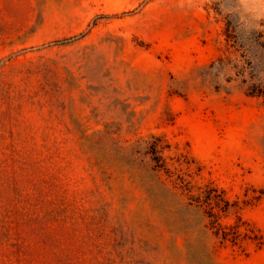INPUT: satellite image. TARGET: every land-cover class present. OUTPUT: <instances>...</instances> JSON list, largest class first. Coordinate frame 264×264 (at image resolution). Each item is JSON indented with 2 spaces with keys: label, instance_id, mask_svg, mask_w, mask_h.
I'll return each mask as SVG.
<instances>
[{
  "label": "rangeland",
  "instance_id": "1",
  "mask_svg": "<svg viewBox=\"0 0 264 264\" xmlns=\"http://www.w3.org/2000/svg\"><path fill=\"white\" fill-rule=\"evenodd\" d=\"M226 24L264 37V0H0V264H264V99L207 71ZM205 185L259 247L214 236Z\"/></svg>",
  "mask_w": 264,
  "mask_h": 264
},
{
  "label": "trees",
  "instance_id": "2",
  "mask_svg": "<svg viewBox=\"0 0 264 264\" xmlns=\"http://www.w3.org/2000/svg\"><path fill=\"white\" fill-rule=\"evenodd\" d=\"M230 27L226 24L227 37L224 39L234 56H218L210 62L207 71L214 75L222 72L226 80H230L232 75L240 77L242 82L247 83V95L264 99V37H229L232 32ZM154 158L151 157V161L156 160ZM188 194L189 199L202 207L208 225L213 228V234L220 242L229 241L232 245L240 246L243 240H250L258 247L262 244V234L240 215H236L232 223L222 224L221 216L234 211L238 206L237 201H231L223 190L205 185L198 187L195 192L189 188Z\"/></svg>",
  "mask_w": 264,
  "mask_h": 264
}]
</instances>
